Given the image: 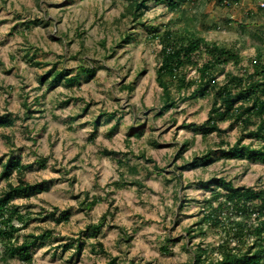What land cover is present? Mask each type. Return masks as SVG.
<instances>
[{
    "label": "rangeland",
    "instance_id": "374dc122",
    "mask_svg": "<svg viewBox=\"0 0 264 264\" xmlns=\"http://www.w3.org/2000/svg\"><path fill=\"white\" fill-rule=\"evenodd\" d=\"M128 1L0 0V116L12 120L0 128V160L15 156L30 165L12 175L13 184L18 177L47 183L44 192L13 201L28 224L11 242L16 246L28 235L51 232L29 248L30 261L1 260L9 247L0 240V264H109L112 259L114 264H192L197 246L211 249L222 238L218 226L199 225L222 193L202 183L224 178L264 190V163L218 154L237 141L264 145L247 136L255 127L220 123L221 134L204 137L200 126L214 91L201 97L193 93L195 85L180 92L174 82L170 91L177 106L163 111L156 81L162 49L157 36L166 30L184 44L192 36L239 54L237 64L211 71L218 84L225 75L252 72L256 48L264 52V0H229L230 5L181 0L174 12L149 0L137 22L125 13ZM128 34L135 39L125 40ZM204 57L202 50L198 66L180 71L187 82L198 80L196 67ZM79 67L95 73L72 85L62 81L48 88L40 82L52 68L73 76ZM131 128L141 130L140 136H129ZM103 150L119 155L106 157ZM208 153L210 164L193 165ZM42 159L44 167L36 164ZM123 181L142 187L113 186ZM5 183L0 179V194ZM86 197L100 201L85 210ZM109 207L113 216L92 230ZM61 211H68V219L56 223Z\"/></svg>",
    "mask_w": 264,
    "mask_h": 264
},
{
    "label": "trees",
    "instance_id": "16d2710c",
    "mask_svg": "<svg viewBox=\"0 0 264 264\" xmlns=\"http://www.w3.org/2000/svg\"><path fill=\"white\" fill-rule=\"evenodd\" d=\"M149 0H129L125 13L137 22L143 15V10H147ZM164 3L166 9L174 12L180 6L181 0H151ZM235 1V0H234ZM124 16V15H123ZM144 25L143 23H140ZM136 35L128 34L125 40H134ZM162 44L160 51V65L156 70V81L162 90L163 111L176 108V103L171 97L170 86L177 82L178 91H183L191 85H195L193 93L201 97L207 95L211 90L213 101L207 120L200 126L202 135L207 137L211 134H221L220 123H228L230 127L240 124L245 130L251 127L247 136L264 142V52L261 47L255 50V57L250 64L252 72L247 71L245 76L228 74L225 75L222 83H216V77L212 75V70L218 67L224 68L231 62L237 64L240 60L238 53L224 49L216 43L206 42L202 38L187 40L176 38L171 30H166L161 36H157ZM204 52V60L199 67H196L198 80L186 81L180 73L188 65L198 66L200 52ZM38 65V63H33ZM79 73L69 76L66 70L57 71L51 69L41 77L40 82L47 84L48 88H53L56 84L64 82L66 85L78 83L81 76L91 77L95 73L94 68L79 67ZM26 104H23V107ZM110 118V115L108 116ZM253 120H257L254 122ZM12 124L10 115L0 116V128ZM118 122L111 128L109 135L112 136ZM95 126V125H94ZM96 130L94 129L90 138L93 139ZM141 130L130 129L129 136H140ZM106 157L117 158L119 153L111 150H103ZM218 154L225 159H233L245 156L248 160L264 163V145L254 147L242 145L241 141L228 145L226 149H220ZM45 159L36 162L40 167L45 166ZM200 162L203 165L212 162L211 154L195 158L193 165ZM120 163V161H117ZM0 179L4 180L5 190L0 194V240L8 245V255L1 260L18 258L23 261H30L29 248L35 245L39 239L50 237V231H44L40 235H28L20 245H14L11 241L16 240L13 236L22 228L27 226L28 220L21 215L19 209L13 201L21 198H30L42 193L47 188V183L30 184L22 178L16 179V184L10 182L14 173L22 174L30 168V165H22L18 157L6 156V160H0ZM130 170L135 172L132 168ZM115 187L135 186L142 187L137 181L114 182ZM206 190L220 189L221 196L216 206L209 205L205 211L199 225L206 227H219L222 238L220 242L211 249L197 246L193 252L192 264H264V190H254L244 186H235L231 181L224 178H213L203 182L201 185ZM213 187V188H212ZM100 199L86 197L82 202L85 210H90ZM111 206V205H110ZM109 210L101 217V223L92 226V230H98L107 216H113ZM54 213V211H53ZM68 211H61L56 223L68 219ZM189 232V231H188ZM201 234H205L201 231ZM167 243L171 239L166 240ZM100 249L102 245L98 243ZM79 248V246H77ZM210 253L216 258H211ZM112 259L109 264H114ZM127 264H152L150 262L129 261Z\"/></svg>",
    "mask_w": 264,
    "mask_h": 264
},
{
    "label": "built area",
    "instance_id": "2783aa9c",
    "mask_svg": "<svg viewBox=\"0 0 264 264\" xmlns=\"http://www.w3.org/2000/svg\"><path fill=\"white\" fill-rule=\"evenodd\" d=\"M233 2H234V1L223 0V4H225V5L233 4Z\"/></svg>",
    "mask_w": 264,
    "mask_h": 264
}]
</instances>
